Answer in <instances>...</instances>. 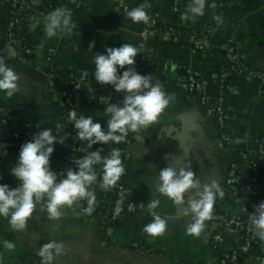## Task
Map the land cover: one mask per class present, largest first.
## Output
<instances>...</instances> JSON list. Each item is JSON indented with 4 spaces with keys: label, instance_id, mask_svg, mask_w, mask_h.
Wrapping results in <instances>:
<instances>
[{
    "label": "crops",
    "instance_id": "crops-1",
    "mask_svg": "<svg viewBox=\"0 0 264 264\" xmlns=\"http://www.w3.org/2000/svg\"><path fill=\"white\" fill-rule=\"evenodd\" d=\"M57 1V7L66 6L73 14L72 19L77 25L73 35L51 39H46L45 34L33 36L31 49L35 55L28 63H20L24 66H19L9 63L13 59H8L4 52L7 12L4 0H0V55H5V63L20 75V91L16 95L8 98L0 92V113L7 125L18 131L24 125L29 126V140H20L5 149L0 147V183L16 179L10 170L18 162L21 146L32 141L36 132L50 128L53 135L65 134L69 111L61 102L58 84L66 72L85 71V87L90 89L98 85L93 75L94 53L106 54L107 48H117L124 43L140 48L134 67L139 65L140 54L147 53L150 61L147 73L153 75V82L159 81L167 93L174 94V99L159 123L138 133L131 132V143L121 156L125 173L118 181L126 193L115 220L107 224L104 221L111 189L105 192L97 185L93 186L96 203L91 215L81 211V207H87L85 201L71 209H62L59 220L48 219L38 205L34 219L29 221L24 232H15L8 221L0 217V256L4 257V264H40L41 258L36 251L50 240H62L67 248V255L57 258L54 264H220L238 239L237 231L225 229L222 220L244 215L248 205L246 194L251 187L256 190L253 194L256 206L264 202L262 80L240 69L225 70L227 88L221 99L226 109L228 139L220 137L215 116L207 110L212 107L217 94L218 71L231 63L227 42L233 44L243 64L264 72V0H207V4L216 7H206L205 15L195 21L181 19L187 0H178L181 3L180 20L208 45L202 50L192 47L186 39L173 42L160 32L143 36L142 23H133L126 16V9L145 0ZM148 2L151 4L148 14L156 13L158 23H167L169 18L177 16L168 0ZM214 15L223 17L221 26H217ZM42 40L46 42L38 50ZM92 41L95 46L89 51ZM47 53H50L49 58ZM124 70L127 66L118 68V74ZM192 75L204 80V97L186 90V80ZM122 99L123 93H117L110 102L122 106ZM105 108L98 99L80 97L75 110L78 117L90 116L106 131L109 117L104 114ZM57 123L64 125V129L58 132ZM3 133L4 128L0 125V136ZM258 139H262L263 154L254 156L252 150ZM79 142L82 152L77 157L65 159L69 168L76 171L78 168L72 158H82L88 151L100 148H103L101 155L107 156L113 148L120 146L109 142L95 144L89 149L86 141ZM166 154L179 157L181 165L190 164L201 185L215 180L225 193L223 199H216L213 218L205 222L200 237L186 234L185 226L190 218L180 215L171 200L155 191L159 170L167 166ZM63 157L64 147L57 142L50 160ZM252 161L257 163L253 184L247 175ZM231 166L242 181L233 196L227 192ZM95 167L99 180L102 166ZM152 196L161 201L156 211L162 218H167L166 233L154 242L143 232L144 226L152 221L147 211ZM129 203L134 207H129ZM215 233L219 239L214 242L212 235ZM5 239L15 243L13 251L3 248ZM240 264H264V244L255 239Z\"/></svg>",
    "mask_w": 264,
    "mask_h": 264
},
{
    "label": "clouds",
    "instance_id": "clouds-1",
    "mask_svg": "<svg viewBox=\"0 0 264 264\" xmlns=\"http://www.w3.org/2000/svg\"><path fill=\"white\" fill-rule=\"evenodd\" d=\"M40 3L41 0H32L36 7ZM206 7L214 9L216 5L207 4V0H187L181 19L195 21L205 15ZM150 8L151 4L145 0L130 10L126 9V16L133 23L148 25L151 17L147 9ZM72 15L66 6L57 7L45 15V38L73 35L77 25ZM213 19L218 27L223 24L221 15H214ZM45 42L46 40H42L37 49L43 48ZM94 46L95 42H90L89 51ZM4 52L8 59L18 56L16 48L11 44ZM139 52L140 48L124 43L117 48H107L106 54L94 53L95 81L101 85H111L115 92L123 93V102L121 106L111 103L110 97H100L101 103L106 105L104 114L109 117L106 131L90 116L78 117L75 109L68 112V119L77 130L78 140L86 141L89 149L95 144H120L126 141L129 132L138 133L159 123L161 116L173 102L174 94L167 93L159 81L153 82V75L137 73L134 65ZM5 61V55H0V92L12 98L20 91V75ZM126 66L127 70H124L122 75L118 74V68L125 69ZM56 129L59 132L64 129V125L57 123ZM66 138L67 134L60 137L53 135L50 128L36 132L32 141L21 146L18 162L10 170L11 175L18 180V185L10 189L8 185L0 184V217L6 219L15 232H24L27 229L29 221L34 219L38 205L46 212L48 219L59 220L62 209H71L81 201H86L87 207H81V211L91 215L96 203L93 186L97 185L107 192L115 187L124 175L125 167L119 148H113L107 156L101 155L103 148L88 151L82 158H72L78 171L70 167L67 168L66 175L53 172L50 168V157L54 146L57 142L63 144ZM164 159L167 166L159 170L155 191L171 200L180 215L190 218V222L185 226L186 234L200 237L205 230V222L213 218L216 199H223L225 193L215 180L201 185L191 171L190 164L181 165L179 157L166 154ZM96 165L102 166V176L99 180ZM58 175L63 178L58 180ZM160 204L161 201L153 196L147 204L152 221L144 226L143 232L152 242L167 231V218H162L156 211ZM249 220L253 238L264 244V202L255 206ZM15 247L14 242L7 239L3 241V248L9 252ZM36 255L41 258L40 264H54L57 258L67 255V248L62 240H50L36 251ZM0 264H4L3 256H0Z\"/></svg>",
    "mask_w": 264,
    "mask_h": 264
},
{
    "label": "built area",
    "instance_id": "built-area-1",
    "mask_svg": "<svg viewBox=\"0 0 264 264\" xmlns=\"http://www.w3.org/2000/svg\"><path fill=\"white\" fill-rule=\"evenodd\" d=\"M42 3L38 7L34 6L32 4V0H4V2H7L9 6L12 7L11 13L6 17L5 21V39H6V47L11 44L14 46L15 44L21 43L22 36L26 33L32 34L40 29L37 24L39 23L40 19L45 16L43 13V10L48 7L49 3L54 4L57 8V0H41ZM178 7V0H172L171 4V10L173 12H177ZM151 17V20L148 25H145L142 23V35L144 36L147 33H154V32H160V34L165 35L168 37L171 41L177 42L179 38V32L175 30L172 26L168 25L164 29H161L158 26V15L156 13L149 14ZM43 25V24H42ZM44 31V30H42ZM185 39L190 43V45L197 49H204L208 45L205 43L204 39L200 38L198 35L192 33L185 37ZM226 49L229 55L230 62L237 60V53L234 49V46L231 42L226 43ZM24 54H34V51L31 49V46L29 47H22L21 50ZM47 58L50 57V53H47ZM14 61L19 63H26V60L21 56L18 55L16 58H12ZM28 63V62H27ZM150 63L149 56L147 53H141L139 56V65L135 67V70L138 74L145 75L148 72L147 65ZM240 70H243L245 73H247L250 76L258 77L264 81V75L258 74L257 72H254L252 70H247L245 67L238 68ZM122 75V73H120ZM225 71H220L217 76L218 86H217V94L214 100V103L210 109L207 110V112L214 114L216 123H217V129L219 131V135L222 139H228L225 129V117H226V109L223 106L221 94L223 91L227 88V86L224 83L225 78ZM50 77V74H49ZM86 73L85 71H77V72H66L63 75V86L59 91V95L63 100V103L66 104L69 107H73L72 109H75L76 103L78 98L81 96V90L83 87H85V81H86ZM186 90L189 93H198L200 97H204V80L199 78L198 76L192 75L187 78L186 84H185ZM117 94L115 92L114 88L111 85H101L98 84L93 88L89 89V96L88 99H98L100 100V97H114ZM0 125L2 127L7 126L8 131L6 133H3V135L0 136V147L5 149L15 143L8 140V137H14L17 138L18 141L29 140V126L24 125L22 128H20V131L17 133L14 130L10 131V127L8 128V125L6 123V120L4 117L0 119ZM6 128V127H5ZM16 129V128H15ZM76 129L73 126V135L76 134ZM5 132V129H4ZM131 132L128 133V136L126 138L125 142L120 143L119 149L121 150V156L124 155L127 147L131 143ZM17 141V142H18ZM16 142V143H17ZM262 139L256 140V149L254 156H260L263 154V145H262ZM69 149L71 152H82L83 149L78 147L76 144H70ZM250 169L252 170V174L249 176V181L253 184L256 181V171H257V163L252 161L249 164ZM60 172H58L59 174ZM228 177L230 178V183H232V186L237 187L240 185V175H238L235 171L233 166L230 167L228 170ZM1 184H6L9 186V188H14L18 185V180L15 183L11 182H3ZM250 194H255L256 190L254 187H251L248 191ZM113 194V204L110 205L109 211H107L108 216L105 217V222H112L116 219L120 206L123 204V199L125 197L126 190L117 183L114 187V191L111 192ZM86 205L87 202L85 201ZM110 202L108 199V206ZM129 207H134L132 203L128 204ZM252 210L254 213L255 207L254 204L252 205ZM222 225L225 229L228 230H235L237 227H243L245 229V232L248 234V239L233 247V249L229 252L228 256L222 258L220 260V264H234L236 262V252H245L248 248L250 240H254L252 235V227L249 220V217L246 219L244 223H242L239 220L228 218L222 220ZM219 239V235L217 233L212 235V240L215 242Z\"/></svg>",
    "mask_w": 264,
    "mask_h": 264
},
{
    "label": "trees",
    "instance_id": "trees-1",
    "mask_svg": "<svg viewBox=\"0 0 264 264\" xmlns=\"http://www.w3.org/2000/svg\"><path fill=\"white\" fill-rule=\"evenodd\" d=\"M42 3V1H41ZM168 4H172V0H168ZM5 7H6V15L8 16L11 11H12V7L9 6V4L7 2H5ZM55 5L54 4H51L49 3L48 7H46L44 10H43V13L45 15H47L49 12L53 11L55 9ZM177 16L175 15V17H171L169 18L170 21L165 23V22H159L158 23V26L161 28V29H164L166 26L170 25L172 26L175 30H177L179 32V40H183L185 39V37H187L188 35L194 33L193 32V29L189 26V25H185L184 23H182L183 21L180 20V16H178L179 14L181 15V12H180V6H179V2H178V7H177ZM44 17V15H43ZM43 17L40 19L39 23L37 24V26L39 28H43ZM44 30V29H42ZM41 29L35 33H32V34H28L26 33L25 35L22 36V39H21V43L19 44H15L13 47L16 48L17 52H18V55H21L25 60H26V63L32 58V56L34 55L33 53L32 54H24L21 50H22V47H29V45L31 46V38L35 35L37 36H41L42 34H44V31H42ZM199 50H202L201 48ZM236 51V50H235ZM237 53V52H236ZM16 58V57H15ZM150 64L147 65V67L149 68ZM241 67H245L247 70H252L254 72H257L258 74H263L264 75V72H262L261 70H256V69H253L251 67H248L246 66L245 64H243L240 59L238 58V55H237V60L236 61H233L230 63V65L226 66V67H223L222 69L220 68V70L222 71H225L229 68H232V69H238V68H241ZM150 69V68H149ZM220 70L218 71V73L220 72ZM217 73V74H218ZM145 75H149L148 73L145 74ZM218 76V75H217ZM218 83V81H217ZM223 84H226V79L224 80V83ZM262 85H264V81L262 82ZM63 86V77L62 79L60 80L59 84H58V88H59V91L60 89L62 88ZM81 96L82 97H85V98H88L89 96V89L87 87H83L82 90H81ZM61 99V102L62 104L65 106L66 109H68V111H71L73 107H69L67 106L66 104L63 103V100L62 98L60 97ZM2 118V115L0 113V119ZM68 118V117H67ZM73 126L71 124V122L69 121L68 119V122H67V127L65 129V134H67V138L65 139V142L62 144V146L64 147V157L63 158H57V159H53V160H50V168L53 172L57 173L60 172L59 174L60 175H66V172H67V168H69V166L66 164V157H77L81 152H71L70 149H69V145L70 144H76L78 147H80L81 149H83L81 143L79 142L78 138H77V135L74 134L73 135ZM6 127V128H5ZM10 127V131H15V132H19L18 129H15L14 127H11V126H8V128ZM5 129V132L6 133L8 131L7 129V126H4L3 127ZM8 140L13 142V143H16L18 141L17 138H14V137H11L9 136L8 137ZM256 149V144L254 143V146H253V153L255 154V150ZM252 174V170L249 168L248 172H247V175L250 176ZM58 175L61 179L63 178L62 176ZM256 176H257V172H256ZM17 181V179L11 181V183H15ZM240 183L242 184V181L240 179ZM1 184V183H0ZM252 184V183H251ZM241 186V185H240ZM240 186H237V187H234L232 186V183H229L228 185V193L229 195L233 196L234 194H236L240 188ZM114 191V187L111 189V192ZM253 194H250V193H247L246 194V198H247V207H246V211L244 213L243 216H228L227 218L225 219H228V218H233V219H236V220H239L241 221L242 223H244L246 221V219L250 216V214H252L253 210H252V205L254 204V207L256 206V200L253 198ZM109 207H108V211L110 209V205L113 204V194L111 193V195L109 196ZM107 213V212H106ZM108 216V214H106V217ZM108 222H106L107 224ZM235 231H237V235H238V239L236 241V244L234 245V247L238 244H241L243 242H245L247 239H248V234L245 232V229L243 227H237L235 228ZM255 242V238L254 240H250L249 242V245H248V248L245 252H240V251H237L236 252V262L234 264H240L241 260L246 257V255H248V253L250 252V248H252L253 244Z\"/></svg>",
    "mask_w": 264,
    "mask_h": 264
},
{
    "label": "water",
    "instance_id": "water-1",
    "mask_svg": "<svg viewBox=\"0 0 264 264\" xmlns=\"http://www.w3.org/2000/svg\"><path fill=\"white\" fill-rule=\"evenodd\" d=\"M179 4H181V3H179ZM8 62L11 63V64H14V65L24 66V64L17 63L14 60H9ZM58 180H60L59 177H58Z\"/></svg>",
    "mask_w": 264,
    "mask_h": 264
}]
</instances>
